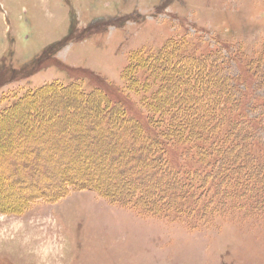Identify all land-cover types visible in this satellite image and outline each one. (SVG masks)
Wrapping results in <instances>:
<instances>
[{"label":"rangeland","instance_id":"1","mask_svg":"<svg viewBox=\"0 0 264 264\" xmlns=\"http://www.w3.org/2000/svg\"><path fill=\"white\" fill-rule=\"evenodd\" d=\"M171 40L237 78L235 100L261 121L254 137L264 143V0H0V264H264V213L236 197L223 208L214 191L220 208L202 226L189 200L179 220L100 195L166 181L137 164L130 128L97 119L107 102L148 115L141 54ZM182 155L180 166L199 168ZM33 182L55 200L25 205L42 192Z\"/></svg>","mask_w":264,"mask_h":264},{"label":"trees","instance_id":"2","mask_svg":"<svg viewBox=\"0 0 264 264\" xmlns=\"http://www.w3.org/2000/svg\"><path fill=\"white\" fill-rule=\"evenodd\" d=\"M182 42L171 40L166 48L151 57L141 54L145 78L139 81L146 96L143 108L147 109V116L138 118L130 115L124 105L116 108L107 102L106 108L100 107L97 119L101 124L121 122L122 130L130 128L131 138L141 141L137 150L143 157L136 160L137 164L151 169L153 176L163 175L166 181L154 183L149 191L134 182L130 195H121L111 187L107 192L100 191V195L144 216L168 218L166 213L174 212L179 220L185 215V210L178 206L179 201L189 200L192 208H189L190 213L186 212L202 226L211 222L210 212L217 207L218 196L211 199V195L217 190L222 194L219 199L223 208L236 197L238 203L249 204L251 215L262 214L264 143L254 137L262 123L257 118L247 117L245 109L235 100L239 86L237 78L225 75L222 64L218 65L207 55L182 52L180 49L185 46L184 43L179 47ZM260 64L264 61H259L258 66ZM217 74L221 76L218 78ZM99 94L93 96L99 97ZM85 96V101L92 98L91 93ZM63 98L68 103L77 102L70 96ZM3 116L0 112V123ZM169 152L179 153V160H169ZM183 153L199 168L180 166ZM78 186L88 188L83 182ZM32 187L42 192L28 193L25 205H31L33 200L53 201L58 195L43 182H33ZM197 203L203 211L193 210L198 209ZM20 204L22 201L14 206L18 208Z\"/></svg>","mask_w":264,"mask_h":264}]
</instances>
